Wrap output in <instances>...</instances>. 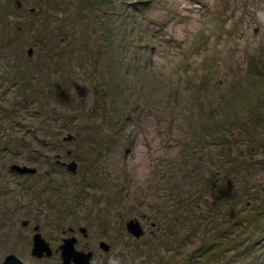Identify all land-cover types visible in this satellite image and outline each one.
I'll list each match as a JSON object with an SVG mask.
<instances>
[{
  "label": "rangeland",
  "instance_id": "obj_1",
  "mask_svg": "<svg viewBox=\"0 0 264 264\" xmlns=\"http://www.w3.org/2000/svg\"><path fill=\"white\" fill-rule=\"evenodd\" d=\"M72 237L264 264V0H0V264Z\"/></svg>",
  "mask_w": 264,
  "mask_h": 264
},
{
  "label": "water",
  "instance_id": "obj_2",
  "mask_svg": "<svg viewBox=\"0 0 264 264\" xmlns=\"http://www.w3.org/2000/svg\"><path fill=\"white\" fill-rule=\"evenodd\" d=\"M32 52L29 50V53ZM74 136L69 135V137H66L65 139L71 140ZM68 169L72 172L77 171V163L76 161H72L70 163H67ZM13 170H17L20 173H25V172H35V169H30L26 166H18V165H13L12 166ZM27 222H24V225H26ZM128 231L135 235L136 237H141L142 235L145 234V230L142 227L140 221L138 220H131L128 225H127ZM36 233L33 238L34 246L32 249V254L34 256H37L39 258L45 256H51L53 254L52 248L43 237L39 230V226L35 227ZM85 234H86V228L81 229ZM77 242V239L75 237L72 238H67L64 240V243L60 247L62 249V258L64 259L63 264H92V253H85L83 251H78L75 247ZM102 247L104 250L108 251L110 249V245L106 243H102Z\"/></svg>",
  "mask_w": 264,
  "mask_h": 264
},
{
  "label": "clouds",
  "instance_id": "obj_3",
  "mask_svg": "<svg viewBox=\"0 0 264 264\" xmlns=\"http://www.w3.org/2000/svg\"><path fill=\"white\" fill-rule=\"evenodd\" d=\"M92 264H103V261H99L97 259H94L92 261ZM107 264H122L121 259L119 258V256L113 255L110 256L107 260ZM136 264H139V261H136Z\"/></svg>",
  "mask_w": 264,
  "mask_h": 264
},
{
  "label": "flooded vegetation",
  "instance_id": "obj_4",
  "mask_svg": "<svg viewBox=\"0 0 264 264\" xmlns=\"http://www.w3.org/2000/svg\"><path fill=\"white\" fill-rule=\"evenodd\" d=\"M66 138V137H65ZM64 138V139H65ZM75 138V137H74ZM72 151L70 150V151H68V153H71ZM58 157H60L59 155H57ZM61 158V157H60ZM71 161V160H70ZM72 162V161H71ZM69 163V162H68ZM57 164H59L60 166H62L63 168H66V165H67V162H64V161H62L61 159H59V163L57 162ZM58 165V166H59ZM68 166V165H67ZM17 172V171H16ZM82 229V228H81ZM87 231V230H86Z\"/></svg>",
  "mask_w": 264,
  "mask_h": 264
},
{
  "label": "trees",
  "instance_id": "obj_5",
  "mask_svg": "<svg viewBox=\"0 0 264 264\" xmlns=\"http://www.w3.org/2000/svg\"><path fill=\"white\" fill-rule=\"evenodd\" d=\"M11 170H12L13 172H16V170H13V169H12V166H11Z\"/></svg>",
  "mask_w": 264,
  "mask_h": 264
}]
</instances>
